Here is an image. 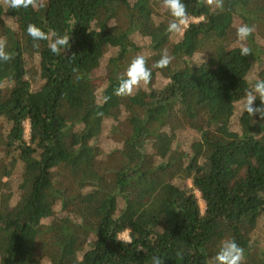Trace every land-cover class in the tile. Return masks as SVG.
I'll use <instances>...</instances> for the list:
<instances>
[{
	"label": "trees",
	"instance_id": "16d2710c",
	"mask_svg": "<svg viewBox=\"0 0 264 264\" xmlns=\"http://www.w3.org/2000/svg\"><path fill=\"white\" fill-rule=\"evenodd\" d=\"M182 2L196 20L173 34L162 0H0L13 56L0 61V264H211L225 239L242 264H264V119L238 109L264 79V0ZM28 24L50 39L34 46ZM241 24L254 27L247 56ZM52 31L70 36L60 55ZM165 51L171 63L153 68ZM138 55L150 83L116 96ZM141 179L163 185L145 213Z\"/></svg>",
	"mask_w": 264,
	"mask_h": 264
},
{
	"label": "clouds",
	"instance_id": "9594fccd",
	"mask_svg": "<svg viewBox=\"0 0 264 264\" xmlns=\"http://www.w3.org/2000/svg\"><path fill=\"white\" fill-rule=\"evenodd\" d=\"M3 3L12 9H21L32 7H42L43 0H3ZM203 6L214 7V9L223 11L224 0H199ZM162 6L166 12L172 17L166 31L168 33H177L182 25L188 22L187 6L182 0H162ZM254 27L248 24H241L236 28V42L241 45L240 53L242 56L251 54L249 47L243 46L248 37L253 33ZM27 35L33 40L34 46H38L36 42L41 40H49L50 36L35 24H28L26 28ZM52 42L49 49L53 54H61L62 51L68 49L69 35L58 36L55 31L51 32ZM7 40L0 38V61L8 62L13 56L5 51ZM173 57L165 51L161 58L156 61L153 68H166L172 61ZM152 79V68L147 66L146 58L143 55L136 56L129 64L126 71L122 74L118 87L115 89L116 96H131L140 86L148 85ZM110 97H103L106 103ZM259 99L260 104L257 106L255 101ZM238 109L241 115L247 113L249 116H258L264 119V79L259 77L251 78V86L245 95L240 99ZM128 242L131 240L129 238ZM244 260V249L240 247L234 239H225L221 242L219 250L214 257L211 258V264H242ZM152 264H163L160 257L153 256Z\"/></svg>",
	"mask_w": 264,
	"mask_h": 264
},
{
	"label": "rangeland",
	"instance_id": "374dc122",
	"mask_svg": "<svg viewBox=\"0 0 264 264\" xmlns=\"http://www.w3.org/2000/svg\"><path fill=\"white\" fill-rule=\"evenodd\" d=\"M196 19H190L188 21H193ZM185 25V24H184ZM93 77L95 78H100L103 75L105 76V69H96L92 72L91 74ZM189 101H193L194 100V96H189ZM211 112L214 115L215 120H220V121H224L226 120V116L229 114L230 110L226 109V108H220V107H213L211 109ZM204 120V118L199 119L198 122H202ZM29 131V124L25 123V132L26 134H28ZM92 180V177H90L88 179V181ZM86 182V180H85ZM135 187L137 189L138 192H140L141 196V200L140 202H137L136 205L139 206V208L142 209V211L145 213L148 208H149V199L151 197V195L156 192L157 190L163 188V185L160 182H155L152 180H148V179H141L139 181H137L135 183ZM194 191L196 192V190L194 189ZM197 196L199 197V193H197ZM199 204L201 207V210L203 211L205 209V205L204 202L199 199ZM2 235L0 234V241H1V237ZM122 238L125 240H129V236L127 232H124L122 235ZM61 239L64 241L66 238L65 237H61ZM35 254H37V251L34 252Z\"/></svg>",
	"mask_w": 264,
	"mask_h": 264
}]
</instances>
